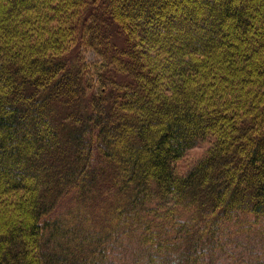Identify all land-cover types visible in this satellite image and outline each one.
<instances>
[{
	"label": "trees",
	"instance_id": "16d2710c",
	"mask_svg": "<svg viewBox=\"0 0 264 264\" xmlns=\"http://www.w3.org/2000/svg\"><path fill=\"white\" fill-rule=\"evenodd\" d=\"M245 231L264 0H0V264H212Z\"/></svg>",
	"mask_w": 264,
	"mask_h": 264
},
{
	"label": "rangeland",
	"instance_id": "374dc122",
	"mask_svg": "<svg viewBox=\"0 0 264 264\" xmlns=\"http://www.w3.org/2000/svg\"><path fill=\"white\" fill-rule=\"evenodd\" d=\"M85 55L89 60H95L96 54L87 50ZM210 141L201 142L196 147L190 149L187 154L177 163L178 169L186 171L201 159ZM260 237L256 232H242L232 234L227 238L223 249L215 255L212 264H257L264 258V248Z\"/></svg>",
	"mask_w": 264,
	"mask_h": 264
}]
</instances>
